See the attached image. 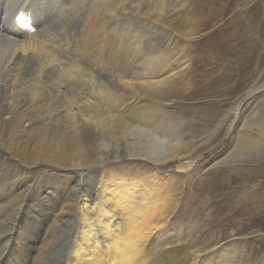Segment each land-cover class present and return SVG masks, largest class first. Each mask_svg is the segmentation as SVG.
<instances>
[{"label":"bare ground","instance_id":"obj_1","mask_svg":"<svg viewBox=\"0 0 264 264\" xmlns=\"http://www.w3.org/2000/svg\"><path fill=\"white\" fill-rule=\"evenodd\" d=\"M90 1L82 39L75 40L50 24L81 0H0V264L244 263L238 249L219 247L221 234L199 242L202 234L194 236L190 223L187 232L181 225L166 230L179 202L158 173L167 164L191 178L211 168L234 170L239 159L264 149L259 104L252 103V123L241 112L264 85H252L218 120L211 112L212 124L173 115L178 79L193 61L177 44L211 33V48L223 53L232 0ZM194 1L204 3L192 8ZM87 86L92 91L80 96ZM40 90H64L62 117L47 109L35 121ZM231 116L224 133L230 141L200 164L204 145L214 149L208 144ZM124 157L158 172L140 181L136 169L128 170L136 180L115 175L108 165Z\"/></svg>","mask_w":264,"mask_h":264},{"label":"rangeland","instance_id":"obj_2","mask_svg":"<svg viewBox=\"0 0 264 264\" xmlns=\"http://www.w3.org/2000/svg\"><path fill=\"white\" fill-rule=\"evenodd\" d=\"M86 1H89V3ZM202 3H204V1H194L191 7H197V4ZM92 4L94 3L90 0H81L79 7L71 13L72 15L62 16L56 19L55 23L52 22L50 25L64 27L63 30H66L68 36L78 40L83 35L84 25L88 22L87 18L89 14H87V12L89 13L91 11L90 9L93 7ZM229 6L231 15H229L231 41L228 39V36L220 38L221 43L224 42L223 45L226 52L218 53L211 48L210 41L213 35L211 33L207 36H200L198 38L193 37L194 40H189V42L186 43L187 45L180 39L176 46L179 49L183 46L187 48V50L189 49L188 58L193 59L190 63L188 72L184 77L178 79V83L180 81V86H178L179 84L176 82V85L182 93L173 94L175 97L173 115H175L176 112L187 115L184 120L178 116V120H182L187 124L192 120H196L197 123H206V120L208 123L212 120L210 123H214V120L209 115L211 112L216 110L214 114L218 116V120L220 115H223L222 113L230 108L231 104L234 103L235 107L237 106L235 103L236 100L239 97H241L242 100L245 93L252 85L255 89L264 85V0H238L234 2L232 0ZM240 17L241 19H239ZM1 21L0 19V23ZM64 23H66V25H64ZM80 39H82V37ZM200 41L202 42L197 44ZM29 68L30 67L24 69L25 73L23 71L22 75H29L30 72L27 71ZM26 81H28V78H26ZM85 88L87 90H80V94H82L80 96H83L84 93L82 92L84 91H86V93L92 91L88 89V86ZM64 90L68 94L72 91ZM64 90H56V93L46 90L39 91L45 97L38 105V109L41 110L40 112H42V114L39 113L38 116H36V122L43 121L45 119L44 115L48 116L49 109L53 111L56 109L54 115L59 117L63 116L65 99L62 101V97H64ZM44 91H46V93H44ZM74 94L77 95V93ZM74 94L73 96H75ZM261 94H255L244 102L241 112L244 115L253 117L251 123L257 118L264 117V90H261ZM27 97L26 95V98ZM56 97H58V99H56ZM254 101H257L262 111L261 116L259 115L257 118L253 116L254 112H251L253 108L252 103H254ZM19 106L22 105H20V103L16 104L17 108ZM43 111L47 112L44 113ZM205 116L207 117L205 118ZM232 119L233 116L223 124L222 130L219 132L220 134L218 133L219 135L217 134L215 139L213 138L211 144H208L210 148L215 144L214 151H209L206 145H204L206 149L203 150L201 148L204 155L199 158L200 164H205L207 161L211 160L213 156L220 153L230 141L228 137L225 138L224 133L227 131ZM254 128L255 125L252 126V129ZM254 131H256V129ZM246 132L245 134H248ZM201 151L199 153H201ZM248 154V158L239 159L237 161L238 163L233 164V166H236L238 169H236V167L234 170L233 167L211 168L208 171L209 174H200L198 175L199 177L196 176V178H191L190 174L186 176L185 173L182 174V172H178L173 164L163 166V169L161 171L159 170V172L157 169L147 170L146 168H143L142 170L144 171H142L137 165H142L139 163L144 162L127 157L111 161L108 165V169L114 170L115 175H122L129 178L134 177L128 174V170L136 169L134 172H137L139 175L141 172V177L138 178L137 181L141 179H150L157 174V172L164 173L168 177L167 186L170 185L169 187L172 188L171 193H176L172 195L174 198H177L179 202V211L173 215L172 222L167 226V231L169 230L171 232L174 228L177 230V226L181 225L182 230L187 232V230L190 229L187 227V224L190 223L192 225L190 226L191 230L197 232L196 234L193 232L194 236L202 234L201 237L197 238L199 242H205L209 235L212 236L213 239L221 234L223 239H225L220 242L219 247L225 246L238 249L237 252L244 262L239 264H264V149H258ZM254 155H256V157H253ZM229 171L232 173H228ZM33 174L37 175V172L33 171ZM134 180H136V178H134ZM206 182L208 184H206ZM67 229L68 228H65L64 230V236L68 235ZM208 241L209 240H207V242Z\"/></svg>","mask_w":264,"mask_h":264}]
</instances>
